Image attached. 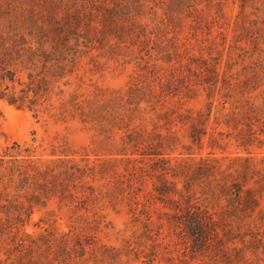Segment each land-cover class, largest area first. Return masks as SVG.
Returning <instances> with one entry per match:
<instances>
[{"label":"rangeland","instance_id":"obj_1","mask_svg":"<svg viewBox=\"0 0 264 264\" xmlns=\"http://www.w3.org/2000/svg\"><path fill=\"white\" fill-rule=\"evenodd\" d=\"M0 59V264H264V0H0Z\"/></svg>","mask_w":264,"mask_h":264},{"label":"trees","instance_id":"obj_2","mask_svg":"<svg viewBox=\"0 0 264 264\" xmlns=\"http://www.w3.org/2000/svg\"><path fill=\"white\" fill-rule=\"evenodd\" d=\"M31 80L30 82H25L21 78H17L13 71L7 70V68L3 66V62L0 59V100H6L8 103L19 108L28 107L30 110H34L38 113V109L36 108L38 104L36 103L42 93L45 92V88L41 82V84L38 85V88L32 89L30 86ZM17 85L21 86V88H17ZM82 112L83 115L86 114L84 110ZM37 113L35 115H37ZM232 189H235L234 192L230 191V194L233 196L232 203L234 206L244 208L245 210L250 208L255 209L258 202L254 197L252 190H248L244 196L245 192L239 185H233L231 190ZM184 224L189 229V232L195 241L203 240L209 233L204 226V223L195 216L186 218Z\"/></svg>","mask_w":264,"mask_h":264}]
</instances>
